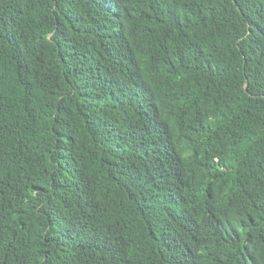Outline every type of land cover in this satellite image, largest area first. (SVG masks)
Here are the masks:
<instances>
[{
	"label": "trees",
	"instance_id": "1",
	"mask_svg": "<svg viewBox=\"0 0 264 264\" xmlns=\"http://www.w3.org/2000/svg\"><path fill=\"white\" fill-rule=\"evenodd\" d=\"M0 264H264V0H0Z\"/></svg>",
	"mask_w": 264,
	"mask_h": 264
}]
</instances>
